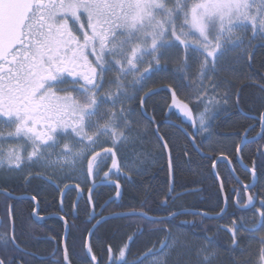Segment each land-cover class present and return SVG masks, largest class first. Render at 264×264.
<instances>
[{"label": "snow or ice", "instance_id": "1", "mask_svg": "<svg viewBox=\"0 0 264 264\" xmlns=\"http://www.w3.org/2000/svg\"><path fill=\"white\" fill-rule=\"evenodd\" d=\"M249 31L251 37H247ZM245 37L248 39L245 52L257 39L264 44V0H191V3L189 0H0V170L12 173L27 168L29 176L25 183H30L33 166L45 172L56 169L64 173L63 183L77 172L84 175L85 161L87 177L93 180L102 171L106 179L110 178L113 169L117 174L121 170L131 173L129 180L133 175H142L143 169L127 166L128 156L121 157V150L122 146L142 140L144 135L136 118L137 109L130 106L144 82L153 72L162 70L159 62L166 53L183 50V62L176 69L183 75L175 79L180 82L177 87L187 88L182 81L192 79L189 73L193 63H199L197 79L202 81L209 73L215 74L229 52L244 45ZM203 90L201 83L188 102H182L176 90L169 89L170 109H179L187 119L198 121L200 127L191 133L193 136L208 131L209 127L202 115L194 116L195 109L189 108L193 100L197 108L204 104L199 99ZM155 94L149 92L141 97L140 117L151 120L144 105ZM229 98L226 94L225 102ZM212 118L215 113L209 117ZM260 122L264 131V113ZM241 151L238 145L237 152ZM260 156L264 158V152ZM223 160L228 161L230 175L221 184L222 193L228 183H241L231 171L233 161L227 155ZM221 162H213L214 174ZM105 168L108 170L104 171ZM248 172L253 180L260 175L255 162ZM216 179H220L219 175ZM5 187L6 184L0 183V195L12 199ZM255 187L252 183L245 184L243 189L234 187L225 195L226 206L232 201L237 211L256 210L251 222L241 212L228 228L232 233L231 246L225 251L230 255V264H264V235L255 241L256 248L242 247L240 238L241 231L253 240L254 233H264V196L256 204L258 194L252 192ZM120 188L117 183V196L121 194ZM89 202L94 204L91 196ZM105 206H101V211ZM225 211L226 208L221 209V213ZM10 215L14 218L11 210ZM96 215L95 211L89 213L91 219ZM175 216L172 213L167 218L152 219L145 213H125L119 218L137 217L149 224H170ZM107 219L101 217L88 230L89 240L84 243L87 251L81 264H101L93 253L90 238L94 229ZM14 233L13 228L10 241L0 238L5 247L9 244L19 247ZM136 238L129 236L120 260L109 247L108 264H130L126 250L131 249ZM205 240L207 245L189 246L187 241L181 245L169 230L159 249L153 248L131 264H143L149 256H162L157 264H173V254L177 257L175 264H214L219 253L210 247L213 238ZM73 255L66 246L65 264H71ZM0 264L14 262L0 259Z\"/></svg>", "mask_w": 264, "mask_h": 264}, {"label": "trees", "instance_id": "2", "mask_svg": "<svg viewBox=\"0 0 264 264\" xmlns=\"http://www.w3.org/2000/svg\"><path fill=\"white\" fill-rule=\"evenodd\" d=\"M229 57L222 58L220 67L215 74L211 73L207 88L205 89V85H203L204 90L199 97L204 100L203 96L206 94L209 98L211 97V100L216 98L220 103V109H226V111L218 110L219 112L213 118L208 131L202 134L199 132L194 137L199 150L208 155L204 158L194 151L186 136L178 128V126L183 127L191 135L193 126L187 124V117L183 119L174 110H168L172 98L170 88L176 90L178 99L182 102H188V98L199 90L201 84L197 79L199 63L192 64L189 73L192 79L182 81L183 84L188 85L187 88H184L177 87L180 82L175 79V77L183 75L176 71L183 62V50L179 53L173 50L171 58H168L164 64L162 60L159 62L162 70L153 72L151 77L144 82L135 101L130 105L137 109L136 118L140 120L141 131L145 133L148 151L153 152L152 165L146 168L142 175H133L131 180L128 179L130 174L107 179L113 184H106L102 179L99 180L98 182L103 184H97L92 199L97 214L95 220L113 214L130 212H142L150 218L157 219L184 211L200 212L205 216L212 217L221 213L223 199L220 195L218 181L212 174L213 162L218 157L227 155L234 165L237 146L246 140L254 141L252 139L260 132V116L264 113V44L261 42L253 44L245 57L236 56L234 50ZM153 66L155 67V64ZM165 68L167 71L163 70ZM149 92L156 93L149 96L144 105V111L151 120L139 116L141 97ZM226 94L230 97L227 102L224 100ZM204 107L205 101L198 108L196 100L189 104L190 109H195L193 115L196 117L202 114ZM155 130L168 145L172 183H170L167 168L168 160L163 146L155 136ZM260 152H264V144L258 140L247 143L239 152L241 163L251 168L255 162L260 174L255 183L256 187L252 189V192L258 194V200L264 196V158L260 156ZM235 165L233 168L235 176L239 177L241 184H248L250 177L244 175ZM100 174L103 175V171ZM216 175H219L223 182L225 178L229 177L227 166L220 163L216 167ZM98 177L100 178V175ZM98 177H96V182ZM117 183L121 185L120 196L116 194ZM227 185L225 186V195L230 194ZM232 185L235 184L232 183ZM170 187L173 189L172 192ZM32 192L39 196L36 198L40 208L42 207L41 213L46 209H51L50 212L57 209L59 195L54 190L47 187L43 196L39 193L38 188L29 191L31 194ZM232 204L233 202L229 201L228 212L217 219H205L197 214H184L176 216L170 224H149L146 220L137 217L109 220L99 224L90 239L91 248L93 253L102 259V264H108L109 247L114 249L116 259L120 260L121 250L129 242V236L135 235L137 238L131 249L126 250V258L131 264L132 261L143 258L153 248L159 249L166 238L167 231L170 230L173 239L179 238L181 245L185 241L189 246L207 245L205 237L213 238L214 243L210 247L219 253L214 264H230V255L225 251L231 246L232 233L228 232V228L232 226L234 220L239 219L241 213L235 210ZM102 205H106L103 211H101ZM8 206V204L5 206L4 214L1 216L0 238L10 241ZM11 208L14 212L13 228L15 229L16 243L19 245L18 249L34 256L45 257L48 252L47 248L52 243L48 239L60 241L63 232L62 224L57 220L36 221L31 217L35 207L28 200L14 202ZM89 210L88 205L80 206L76 219H73L71 215L66 218L69 227L66 242L71 252L75 253L73 256L77 258L84 259L83 247L88 230L91 228V224L86 221L88 218L86 212ZM243 214L250 222L254 219L249 213L244 212ZM248 227H251V224ZM159 229H165V232H161ZM55 232L58 236L55 235ZM261 235L264 233H254L253 240V237H250L248 233L241 231L242 247L256 248L255 241H258ZM169 243L172 242L169 241ZM238 254L237 250L236 255ZM154 257L158 256H149L148 258L154 259ZM0 259L6 261L12 259L14 264H35L36 262L31 256H22L13 249L11 244L5 247L3 239H0ZM176 259V255L173 254V264ZM256 259L259 260L258 255Z\"/></svg>", "mask_w": 264, "mask_h": 264}, {"label": "flooded vegetation", "instance_id": "3", "mask_svg": "<svg viewBox=\"0 0 264 264\" xmlns=\"http://www.w3.org/2000/svg\"><path fill=\"white\" fill-rule=\"evenodd\" d=\"M257 43H259V42H257ZM192 121L193 120L188 119L187 124L191 125ZM193 131H195V127L192 128V132ZM259 131L260 132L257 134V136L255 138H253L252 140H254L253 142L258 140L259 142L264 144V131H262L261 122H260V130ZM190 136L193 138L194 143H195L196 139L194 137H196V135L195 136L190 135ZM249 141H251V140H249ZM5 147H8V146L5 145ZM26 155H27V153H25V156ZM223 164L227 166L228 171H229V175H230V169H229L228 165L225 163H223ZM235 164L234 165L236 166V168L240 169L244 175L246 174L250 177L249 183H252V184L256 183L257 179H256V181H254L252 179V175H250V173L248 172L249 167H246L243 164L244 167L246 168V170H244V169H242V167L240 165H238L237 154H236ZM234 165H232V172L234 173V176H235V172L233 169ZM41 169L42 168H40L39 166H33V170L31 172L32 178L30 179V183H25V179L28 178V176H29V172H28L27 168H25L24 171H22V172H12V173H8L4 170H0V183L6 184L4 191L11 192V195H12V199H8V200H6L3 195H0V220H1L0 226L2 223L1 216H3V214H4L3 210L5 209V206L7 204L9 205L8 206L9 209H8L7 219L10 222L11 218H12V216L10 215V210L13 211V209L11 207H12L14 202H21V200H28V201L32 202L33 206L35 208L31 213V217H33L36 221H37V219H44L45 218V220H53V221L57 220L58 222H60V224H62V227H63L62 236L60 237L61 239H60V241H58V240L55 241V240H52L50 238L48 239L52 243L47 248L48 252H47V255H45V257H40V256H36V255L34 256V255L27 253L25 251H21V250L19 251L18 248L13 247V249L18 251V253H20V254L22 253L21 254L22 256H28V257L31 256L33 258V261L34 262L36 261L35 264H65L64 252H65V247L67 246V248H68V244L66 242L67 239L65 241V238H64V232H65L64 223H67L66 218L70 217L69 215H71L73 217V219H76L77 212H79V207L83 206V205H88L90 207V210L86 212V215H88V218L86 220L87 223L91 224L90 225L91 228L93 227L94 224L97 223V220L91 219L89 216V213H92L93 211H95V209H94L95 204L90 203L89 199H90V196H91V200L93 199L94 189L96 188L97 184L95 183V180H93L92 178H87L88 181L85 185L80 184V183H76L72 180L65 182L64 185L59 184V183H55V182H52V180H49L47 177L43 176V174L40 173ZM106 169L107 168H105L104 170L106 171ZM38 173H39V175H38ZM111 177H116V178L124 177V174L122 172H120L119 174L113 173V175H111ZM107 179H109V178H107ZM17 184H19V185L16 186ZM219 184L220 185L222 184L220 179H219ZM68 186H74V187L77 186L78 188L81 189L82 196H81L80 201L78 202V210H77V207H76V209H74V202H75V199L78 195L77 190L76 189H70V190H67L66 192L63 193L64 188H66ZM47 187L51 188L52 190H54L55 193H57L59 195L57 205H56L57 209L54 211H51V212H50L51 209H46V210H43L41 213L42 207L40 208L39 203L37 201V198L33 199V197H39L38 194L36 195L33 192L31 194V193H29V191H32L33 189L38 188L39 193L43 196V193H44V191H46ZM234 187H239L240 189H243L244 185L243 184H238V185L235 184L233 186L232 183H228L227 188L230 191L229 193H231V190ZM220 195H221V187H220ZM223 195L225 198V192L223 193ZM61 196H64V199L62 202V205H63L62 209H60V205H59V200H60ZM221 198H222V195H221ZM243 199L246 201L247 195H244ZM65 202H66V205H65ZM255 202H256V204H259L258 198L256 199ZM226 209L228 212V209H229L228 204H227ZM239 211L242 213H244V212L249 213L253 217V213L256 210L253 208L251 211L243 210V209H241ZM34 214H35V216H34ZM61 217H63V219H61ZM12 219H14V218H12ZM44 221H38V222H44ZM67 227H68V223H67ZM68 232H69V227H68ZM68 232H67V235H68ZM52 233H53V231H52ZM55 235L58 236V234L56 232H55ZM67 235H66V237H67ZM85 242H86V240H85ZM83 248H84V252H86V248L85 247H83ZM68 249H70V248H68ZM24 252L27 254L25 255ZM107 257H109V255ZM13 258H15V257H13ZM82 260H83V258H80V257L77 258V257L72 256L71 264H81ZM101 264H102V259H101Z\"/></svg>", "mask_w": 264, "mask_h": 264}, {"label": "rangeland", "instance_id": "4", "mask_svg": "<svg viewBox=\"0 0 264 264\" xmlns=\"http://www.w3.org/2000/svg\"><path fill=\"white\" fill-rule=\"evenodd\" d=\"M189 2L191 3V0H189ZM237 35H239V33H237ZM252 36V32L249 31L247 33V37H251ZM247 37H245V40H244V45H242L241 47L239 48H236L234 49V52H236V56H241V57H245V55L248 53V49L247 52L244 51V47L247 45L248 43V39ZM257 42H260L259 39L253 41V44L257 43ZM173 50H170L168 53L165 54V57L162 59V62L163 64L168 60V58H171V54H172ZM233 52V51H231ZM231 52H229L227 54L226 57L224 58H230L229 56L231 55ZM161 62V63H162ZM147 66V62H145V65L144 67ZM141 71H143V67L141 68ZM200 75V73H199ZM211 75V73H209V75L204 78L202 81L198 80L199 84L202 83L203 85H205V89L207 88V85H208V81L210 80L209 79V76ZM129 79H131V77H129ZM113 91H115V89L113 88ZM204 98V101H205V107H204V110L202 111V116L205 118V123L209 126L211 123H212V119H209V117H212L213 114L215 113V116L218 114V110H220V103H218V101L216 100V98H212L211 100V97L209 98L208 95H204L203 96ZM172 104V98H171V102H170V105ZM170 105H169V108L168 110L170 109ZM207 106V107H206ZM170 110H174L179 116H181L183 119H186V117L179 111V109H176V108H171ZM199 115V116H201ZM198 117V116H197ZM195 123H197V125H195V127L197 126L200 127L198 121H195ZM192 124V123H191ZM193 125V124H192ZM144 133V132H143ZM201 134L202 133H205V131H201L200 132ZM149 147L147 146V142H146V136H145V133L142 137V140H137V142L134 144V145H125V146H122V150H121V157L127 155L128 156V167L129 168H132L133 170H136V169H143L145 172L146 168L150 167V165H152V159L154 158L153 156V152H150L148 151ZM53 159L55 160V157H53ZM109 165L111 164V161L109 160L108 161ZM87 162L85 161V166H84V175H80L79 172H77L71 179H66V180H63V183H61V180L63 179V175L64 173H59L56 169H50L48 170L47 172H45L44 169H41V174H43V176L47 177L49 180H52V182H55V183H59V184H65V182H68L69 180H72L76 183H80V184H83L85 185L88 181V177H87ZM59 165L57 166V169H58ZM108 169H106L107 171ZM121 172L125 175L128 176V174H131V173H125L123 170H121ZM55 173V174H54ZM113 173L117 174L116 170L113 169L112 170V175ZM103 180L106 184H113L112 181H109L107 180L105 177H104V174L101 175L100 174V178L98 177V180L97 182L95 181L96 184H99L100 182H98L99 180ZM96 180V178H95ZM100 184H103V183H100ZM163 257L162 256H158V257H154V259H149L147 258L148 260H144L143 261V264H157V262L162 259Z\"/></svg>", "mask_w": 264, "mask_h": 264}, {"label": "water", "instance_id": "5", "mask_svg": "<svg viewBox=\"0 0 264 264\" xmlns=\"http://www.w3.org/2000/svg\"><path fill=\"white\" fill-rule=\"evenodd\" d=\"M178 128H180V127H178ZM181 131H182V133H183V135H185L186 136V138L188 139V141H189V143H190V145H192L193 146V149L195 150V152L199 155V156H201V157H208V155H205L204 153H202L200 150H199V148L197 147V145H195L194 146V141H193V138H191V136L188 134V135H186L185 133V131H184V129H180ZM155 135L157 136V139H158V141H160V143H161V146H163V148H164V150H165V154H166V157L168 158L167 160H168V163H167V168H168V171H169V179H170V183H172V179H171V168H170V163H171V157L169 156V149H168V147L167 148H165L164 147V145H165V142L163 141V139H162V137L160 136V135H158L157 134V131L155 130ZM251 142H253V141H244V142H242L241 144H240V146H241V148H243L247 143H251ZM236 154H237V162H238V164L242 167V169H244V170H246L245 169V167L243 166V164H241L240 163V159H239V157H240V154L238 153V152H236ZM209 158H211V157H209ZM217 161V160H216ZM219 161H222V162H224L225 164H227L228 165V161H226V160H223L222 158H220L219 159ZM231 171H232V169H231ZM250 173V172H249ZM212 174H213V177H215L216 178V171H215V174H214V168L212 169ZM251 174V173H250ZM252 175V174H251ZM216 180H218V179H216ZM254 181H256V180H254ZM218 183H219V180H218ZM240 184V183H239ZM219 186L221 187V185L219 184ZM70 189H76L77 190V197H76V199H75V202H74V209H76V207H77V202H79L80 201V199H81V196H82V194H81V189L80 188H78L77 186H68V187H66V188H64V190H63V193L64 192H66L67 190H70ZM172 189V188H171ZM171 192H172V190H171ZM221 195H222V198H223V208H226L227 206H226V204H225V198H224V195H223V193L221 192ZM63 199H64V196H62L61 198H60V200H59V205H60V209H62V207H63V205H62V202H63ZM227 210V209H226ZM243 210H247V209H243ZM226 212V211H225ZM224 212V213H225ZM130 213H138V212H130ZM142 213V212H141ZM224 213H221V214H219V215H217V216H215V217H212V216H208V215H203L202 213H200V212H192V211H184V212H178V213H176V216H178V215H184V214H192V215H195V214H197V215H200V216H202L203 218H213V219H217V218H219V217H221ZM121 214H125V213H119V214H113V215H109V216H107V218H109V219H107V221L106 222H108L109 220H116V219H120L119 217H120V215ZM175 216V217H176ZM11 218V217H10ZM164 218H167V217H164ZM152 219H157V218H152ZM45 220V218L44 219H37V221H44ZM1 221V220H0ZM97 224V223H96ZM95 224V225H96ZM10 226H11V234H10V240H12V238H13V221H12V218H11V222H10ZM99 226V225H98ZM98 226L94 229V231L98 228ZM64 227H65V232H64V238L66 237V235H67V232H68V227H67V223H64ZM93 229V227L90 229V230H92ZM87 239H86V242L89 240V232H88V234H87ZM91 239V238H90ZM86 251H87V249H86Z\"/></svg>", "mask_w": 264, "mask_h": 264}, {"label": "bare ground", "instance_id": "6", "mask_svg": "<svg viewBox=\"0 0 264 264\" xmlns=\"http://www.w3.org/2000/svg\"><path fill=\"white\" fill-rule=\"evenodd\" d=\"M20 251V250H19ZM22 254V253H21ZM24 254L26 255L27 253L24 252ZM29 255V254H28Z\"/></svg>", "mask_w": 264, "mask_h": 264}]
</instances>
